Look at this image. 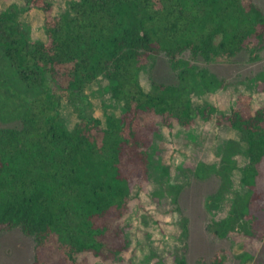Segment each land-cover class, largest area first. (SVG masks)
Wrapping results in <instances>:
<instances>
[{
  "label": "trees",
  "instance_id": "16d2710c",
  "mask_svg": "<svg viewBox=\"0 0 264 264\" xmlns=\"http://www.w3.org/2000/svg\"><path fill=\"white\" fill-rule=\"evenodd\" d=\"M26 2L49 13L50 3ZM30 7L0 11V107L18 121L0 128V232L18 228L33 237L30 264H82L83 253L113 259L129 247L120 221L132 187L148 180L151 135L158 130L150 115L182 127L198 116L209 120L215 107L194 106L191 97L213 91L218 81L194 61H229L241 52L258 60L264 11L253 0H69L64 11L45 17V39L31 40L17 17ZM160 53L176 83L152 81L145 90L140 72ZM99 77L122 103L121 113L105 114L102 125L76 107L78 121L68 129L62 101H82ZM217 117L245 144L241 182L252 190L264 164V106L253 108L239 95ZM235 168L224 155L219 167L202 164L195 176L224 180ZM221 224L207 229L224 237L229 232ZM224 259L218 252L196 264Z\"/></svg>",
  "mask_w": 264,
  "mask_h": 264
},
{
  "label": "rangeland",
  "instance_id": "374dc122",
  "mask_svg": "<svg viewBox=\"0 0 264 264\" xmlns=\"http://www.w3.org/2000/svg\"><path fill=\"white\" fill-rule=\"evenodd\" d=\"M26 1L0 0V11L10 4L31 6L17 17L31 40H42L45 17L64 11L69 0H39L50 3L49 13ZM253 1L264 11V0ZM194 63L213 75L218 86L193 94L192 103L210 104L216 113L209 120L198 116L189 127L162 125L158 117L150 115L158 130L151 135L148 180L132 187L129 211L120 221L129 247L113 259L83 253L82 264H175L181 257L186 264H196L199 258L210 262L218 252L224 253L223 264H264V164L254 188L243 186L245 144L239 142L235 130L217 122L218 114L228 113L239 95H246L253 108L264 106V50L256 61L241 52L229 61L198 59ZM139 79L149 90L152 81L176 83V73L160 53L148 58ZM76 107L99 118L103 125L105 114L121 113L122 103L111 96L108 81L99 77L85 88L82 101H62L61 114L68 129L78 121ZM16 125L18 121L7 117L0 107V128ZM224 155L236 166L226 179L212 173L195 176L202 164L219 167ZM254 191L256 202H252ZM213 222H222L217 227L229 233L224 237L212 234L207 225ZM34 255L32 236L18 228L0 232V264H30Z\"/></svg>",
  "mask_w": 264,
  "mask_h": 264
}]
</instances>
